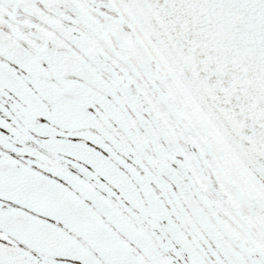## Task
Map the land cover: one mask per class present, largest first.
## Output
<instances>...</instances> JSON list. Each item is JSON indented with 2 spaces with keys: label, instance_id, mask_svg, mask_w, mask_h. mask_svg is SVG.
<instances>
[{
  "label": "snow or ice",
  "instance_id": "6c2138e0",
  "mask_svg": "<svg viewBox=\"0 0 264 264\" xmlns=\"http://www.w3.org/2000/svg\"><path fill=\"white\" fill-rule=\"evenodd\" d=\"M0 264H264V0H0Z\"/></svg>",
  "mask_w": 264,
  "mask_h": 264
}]
</instances>
